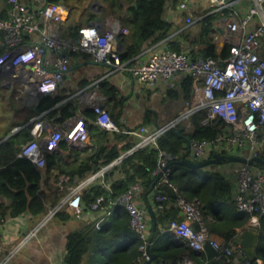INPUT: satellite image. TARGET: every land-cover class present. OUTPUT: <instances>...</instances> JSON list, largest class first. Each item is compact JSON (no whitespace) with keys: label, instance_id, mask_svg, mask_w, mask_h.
Segmentation results:
<instances>
[{"label":"built area","instance_id":"obj_1","mask_svg":"<svg viewBox=\"0 0 264 264\" xmlns=\"http://www.w3.org/2000/svg\"><path fill=\"white\" fill-rule=\"evenodd\" d=\"M41 1L8 0V17H0V84L17 88L25 102L41 93L57 92L70 70L71 54L86 53L93 62L103 64L111 71L129 72L151 87L160 79L170 80L177 73L192 80L184 110L153 132H147L144 125L122 129L112 119L105 106L107 97L99 90L106 75L97 77L74 93L84 108L93 110L95 123L101 128L138 137L131 151L155 145L162 133L189 120L197 112L204 113L203 124L222 122L225 132L215 140L192 139L188 145L194 159L203 160L210 148L216 146L235 151L248 143L249 157L258 156L264 148V56L259 52L264 45V0H179L178 8L183 11L199 9L197 20L211 13L227 12L215 22L210 34L221 49L218 56H193L189 51L165 46L154 49L147 57L137 55L129 61L121 60L116 46L119 35L130 34V28L121 19L107 14L99 21L83 24L78 28L77 38L72 40L62 32L67 6L58 3L42 6ZM243 4L246 10L242 9ZM225 47L228 51L223 55ZM31 134L33 137L21 145L18 156L28 158L39 169L45 166V151L59 148L63 139L83 147L90 144L85 120L79 115L70 117L62 125L36 120ZM172 159V155L161 153L155 171V175L163 171L157 183L171 187L173 195H176L175 205L182 212L181 218L171 220L169 229L175 231L179 240L193 252L206 255L207 247L212 248L217 264H253L238 243L239 237L229 240L216 238L207 227L199 202L185 199L169 182V161ZM117 162L100 167L90 179L99 177L102 182L104 173ZM236 171L237 210L248 213L250 224L257 225L259 218L264 216V170L260 166L240 163ZM84 183L69 186L64 197L55 206L48 207L43 221L0 258V264H7L59 210L80 217L83 214ZM140 190V186L135 184L112 203L120 204L129 213L130 228L139 239L141 255L138 264L149 258L147 250L151 228L148 208L137 201ZM151 194L152 200L158 202L157 208L162 210L169 194L164 188L153 190ZM103 202L104 197L99 196L88 206V210L99 213L95 221L97 228L106 216L114 212L112 206H103ZM4 223L5 219L1 217L0 229ZM210 260L207 255L201 258L185 253L173 264H210Z\"/></svg>","mask_w":264,"mask_h":264},{"label":"trees","instance_id":"obj_2","mask_svg":"<svg viewBox=\"0 0 264 264\" xmlns=\"http://www.w3.org/2000/svg\"><path fill=\"white\" fill-rule=\"evenodd\" d=\"M69 1L71 0H42L41 5L45 6L47 3L67 5ZM102 1L107 10L111 12L110 14L116 17L120 15L121 11H118L122 9L120 0ZM166 2L167 0H127L129 6L121 21L130 28L128 36L131 42L123 51H120L122 61H129L139 55L147 41L166 39L173 31V24L163 18ZM9 8L8 0H0L1 18L8 17ZM226 14V11L211 13L198 21L200 24L199 39L207 44L205 52L202 53L203 56H218L215 44L208 36L213 32L215 22ZM95 17L97 16L92 14L89 19ZM79 26L81 25L68 23L63 32L75 40ZM167 43L170 49L182 50L177 42L168 41ZM227 51L228 48L225 47L223 55ZM88 83V79L81 82L83 86ZM191 86V78L185 77L182 83L185 99L190 96ZM99 90L105 96L110 95L112 98L118 92L108 80L100 83ZM5 91H10L12 94L10 95L13 96V88L7 89L0 84V95L3 96ZM68 96V89L64 88L55 93H41L24 106L22 102L21 105H15L14 116H11L13 117L12 122L14 121V124L21 128L0 144V195L8 201L7 206L0 204V217L6 212H9L11 216H16L26 211L35 216H41L47 213L49 206H55L59 200L56 193L57 187L48 185V179L51 176L58 181L61 175H65L64 183L73 184L74 178H84L89 173L97 172L100 167L118 160L104 173L102 182L97 179L82 190L83 211H87L89 204L99 196H103V206L114 208L113 218L103 221L100 228L91 222L69 232L64 262L65 264H82L83 262L86 264H138L141 255L138 249L139 239L130 228L129 213L120 204L113 205L112 203L135 184L140 186L139 196L142 197L143 195L148 196L153 190L163 189V186L158 183L152 186L160 154L172 155L173 159L169 163L182 157L191 160L187 158L189 142L192 139L215 140L224 134V124L222 122L203 124L204 113L197 112L191 116L190 128L178 125L162 133L155 145H146L131 151L138 137L122 131L101 128L95 123L96 114L89 108L77 114V104L73 100L64 101ZM76 115L82 116L85 120L91 146L78 148L63 139L59 148L45 151L46 162L42 169L37 168L28 158L18 156L21 145L33 137L31 128L35 120L47 119V121L59 124ZM110 116L112 117L111 114ZM32 119L34 121H31ZM114 121L119 127L121 126L118 121ZM65 151L73 156L63 157ZM80 153L86 155L79 159ZM259 156L264 159V148ZM255 165L260 166L258 163ZM170 167L169 182L185 199L199 202L210 233L221 240L238 238L237 228L245 226L250 215L237 210L229 181L216 170L203 171V168H192L182 163H173ZM115 172L118 176H115ZM175 200L176 195H169L162 210L157 208L158 202L154 201L157 208V221L164 229H168L171 220L175 218L173 205ZM169 203L172 204L170 207ZM54 216H59L62 220H69L73 217L65 210H59ZM263 217H260L261 220ZM262 222L263 226L259 229V233L263 237V242L258 245L257 254L264 260V221ZM158 233L159 228L157 227L152 241ZM126 239L131 240L128 243H121ZM153 250L157 261L175 256L172 260L174 262L177 257L185 253L205 258L203 253L194 255L193 250L187 245L177 247L171 252H166L161 247L153 248ZM153 250L151 248V251ZM206 250V255L213 258L215 251L210 247ZM108 254L110 256L106 258ZM255 262L256 260L252 263Z\"/></svg>","mask_w":264,"mask_h":264},{"label":"crops","instance_id":"obj_3","mask_svg":"<svg viewBox=\"0 0 264 264\" xmlns=\"http://www.w3.org/2000/svg\"><path fill=\"white\" fill-rule=\"evenodd\" d=\"M167 2L169 3L165 8L163 18L173 24V31L169 34L166 39H161L158 41H154L153 39H151L147 41L144 44L143 51L139 55L143 58L147 57L154 49L164 48L165 46H168V41L177 42L182 50L189 51L193 56L202 55V53H204L206 50L207 44L199 39L200 33L199 35L197 33V26L199 24L198 21L200 19L197 20L196 18H198L200 15L199 10L189 8L187 11H183L178 8L179 0L176 2L173 0H167ZM242 9L246 10L245 4H243ZM125 12L126 9L123 8L120 15H117L118 18L122 19ZM67 24L68 19L66 17L62 25V32L66 30L65 28ZM189 30H191V32ZM208 37L212 38L210 34ZM130 42L131 40L129 36L119 35L116 40V46L119 51H123L126 46L130 44ZM213 43L215 44L214 41ZM215 48L217 53L221 51L219 46L216 44ZM259 52L262 56H264V45H262V47L259 49ZM104 75L106 76L101 80V82L104 80H108L109 83L114 85L118 90L116 96L113 98L110 95H106L107 98L105 101V106L112 115V118L118 121V123L121 125V128H135L144 125L147 128V132H153L158 127H161L171 119H174L184 110L185 97L184 91L182 89L183 79L185 78L184 75L177 73L168 81L160 79L156 85L151 87L138 80L129 72L111 71L109 67L103 64L93 62L91 60L90 55L85 53H74L71 55L70 70L65 75L63 83L59 88V90L64 88L68 89L69 96L64 101L73 100L78 107L77 114H81L83 109L85 108L83 107L79 99L74 95V93L78 89L89 85L91 81H93L97 77H102ZM84 79H88L89 83L83 86L81 82ZM8 88L9 87H7V89ZM13 90L14 93H16L17 95V99L22 102L23 106L33 100L28 99L25 102L24 96L20 94L17 88H13ZM67 119H65L62 123L59 124L62 125ZM42 120L49 122L47 121V119ZM191 124L192 123L190 118L189 120L181 122L179 125H185L187 128H190ZM20 128V126L18 127L16 124L13 123V125L9 127L7 132L3 134L0 133V144L13 133L18 131ZM72 145L78 148H83L82 145ZM89 146H91V141L90 144L84 147ZM188 151V159H191L193 161H202L194 159L190 150ZM63 153V157L68 155H71V157L73 156L70 152L67 151ZM214 153L235 154L243 157H249L251 153L250 144L247 143L242 149L235 151H232L231 149L225 146H216L210 148V150L208 151V155L204 159L212 157ZM85 155V153H80L78 158L81 159ZM239 164L240 162H230L224 160L222 163L206 165L202 167V170L218 171L231 184L232 195L233 198H235V194L237 191L236 169ZM262 169L264 170V168ZM55 172L57 171L55 170ZM95 173H89L84 178H74L73 184L64 183L65 175H61L58 181L55 180L54 176H51L48 179V185L50 187H57L56 193L59 196V200H61V198L64 197V195L67 193L68 187L71 185L85 182L83 184V189H85V187L89 183L95 181V179H90ZM115 176H118L116 172ZM98 178H96V180ZM137 201L140 204L145 205L148 210V206L150 205L156 215L157 208L156 204H154L155 202L152 200V194H149L147 199L144 197V195L143 197L139 196L137 197ZM0 204H2L3 206L8 205V201L1 195ZM171 205L172 204L169 203V207ZM173 205L175 207V218H181L182 212L180 211L178 206L175 205V203H173ZM98 214V212H92L90 210H87L83 211V214L80 217L73 216L69 220H62L59 216H53L47 221L46 224L39 228L35 235H33L27 240V242L18 250L16 255L7 264H65L64 258L66 255L67 234L71 231L79 229L82 225L86 223H95ZM45 215L46 213L41 216H35L32 213L26 211L16 216H11L9 212H6V214L2 216L5 219V223L0 229V258H2L11 247L21 241V239L26 234H28L31 230L35 229V227L41 221H43ZM113 216L114 213L106 216L103 221L109 219L111 220ZM149 217L151 222V216L149 215ZM262 220L264 221V217L262 218ZM262 220L261 218H259L258 224L252 225L250 224L249 216L247 224L241 228H237L238 236L240 237V234L248 228H253L259 233V229L263 226ZM157 227L159 228V233L156 235L155 239L151 241L150 250L151 248L153 250V248L159 249L161 247L164 251L171 252L177 247L185 245L179 240V236L175 231L169 228H162L158 221ZM216 238L218 237L216 236ZM129 240L131 239H126V241H123L121 243H128L130 242ZM262 240L263 237L259 233L258 245L263 242ZM151 252L155 256V251L153 250ZM193 254L201 255V253L198 252H193ZM109 256L110 254H108L106 258H109ZM204 256L206 255L204 254ZM174 257L175 256H172L166 260L161 261H157L154 258V263L173 264L172 260ZM213 263L217 264L215 259L211 258L210 264ZM82 264L86 263L83 262ZM254 264H264V260L262 258H259L257 254V260Z\"/></svg>","mask_w":264,"mask_h":264},{"label":"water","instance_id":"obj_4","mask_svg":"<svg viewBox=\"0 0 264 264\" xmlns=\"http://www.w3.org/2000/svg\"><path fill=\"white\" fill-rule=\"evenodd\" d=\"M69 9H67L68 12ZM101 17H98L96 19V21H99ZM1 142V141H0ZM188 150H190L189 145H188ZM224 160L226 161H230V162H240V163H248L249 165H255L256 163H258L260 165V167L264 168V159L261 156H253V157H243L240 155H235V154H222V153H214L212 155V157L204 159L202 161H193V160H187L184 157H182L181 159L174 161V162H170L169 165H172L173 163H182V164H186L189 167L192 168H202L206 165L209 164H214V163H222ZM163 171H159L158 174L156 175L152 186H154L158 180L160 179V177L162 176ZM163 188L165 189V191L171 196L173 195V191L171 189V187H169L168 185H164ZM147 195H145V198L147 199ZM149 207V214L151 216V228H150V235L148 238V256L149 258L146 259L142 264H155L154 263V255L150 250V244L152 241V237L156 231L157 228V218L156 215L154 213V211L152 210V208ZM238 243L240 244V246L242 247L246 257L251 261H255L257 260V246L259 243V233L257 230L253 229V228H248L245 229L239 237Z\"/></svg>","mask_w":264,"mask_h":264},{"label":"rangeland","instance_id":"obj_5","mask_svg":"<svg viewBox=\"0 0 264 264\" xmlns=\"http://www.w3.org/2000/svg\"><path fill=\"white\" fill-rule=\"evenodd\" d=\"M122 9L127 8L129 4L127 0H120ZM66 5V4H65ZM68 14L67 19L68 23L83 25L95 21L98 17H104L111 12L107 10L105 3L102 0H71L67 2ZM200 8V7H199ZM199 10V9H198ZM95 14L97 17L94 19H89V16ZM196 29V28H195ZM191 32V30H189ZM196 31V30H194ZM195 33V32H194ZM197 33H200V24L197 26ZM7 88V87H5ZM10 91L4 92V95H0V133L3 134L7 132L9 127L13 125L12 122L14 114L15 105H21V101L17 99L16 93H13V96L10 95ZM13 112V113H12ZM14 116V115H13Z\"/></svg>","mask_w":264,"mask_h":264}]
</instances>
